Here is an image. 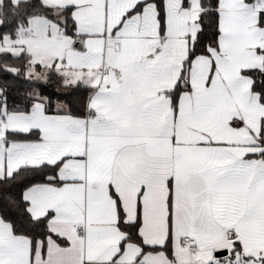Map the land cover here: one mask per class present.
Returning <instances> with one entry per match:
<instances>
[{"label":"snow or ice","instance_id":"1","mask_svg":"<svg viewBox=\"0 0 264 264\" xmlns=\"http://www.w3.org/2000/svg\"><path fill=\"white\" fill-rule=\"evenodd\" d=\"M20 6L23 11L14 9L0 24V34L14 27L56 39L64 47L53 66L71 59L91 65L96 55L88 41L103 44L99 68L79 80L62 78L38 91L27 79L0 87V264H25V242L26 264H127L130 248L131 264H185V254L187 264H264V0H71L57 5L59 12L45 0ZM93 8L103 12L99 31L79 18ZM37 9L51 15L41 17ZM133 26L138 35L154 28V35L140 36L154 43L125 74L126 66L108 63L109 52L113 59L127 54ZM174 39L185 50L178 75L168 65ZM204 62L206 77L199 70ZM26 87L35 94L16 110ZM49 129L83 138L85 155L76 159L86 160L92 146L126 161L166 158L156 241L147 235L154 227L144 201L147 184L140 185L134 210L108 185L115 204L108 227L120 238L99 252L95 245L105 234L73 225V239L53 230L54 209L34 215L33 190L62 191L78 182L61 175L71 156L20 163L52 146ZM254 229L261 242L253 247L247 238Z\"/></svg>","mask_w":264,"mask_h":264},{"label":"crops","instance_id":"2","mask_svg":"<svg viewBox=\"0 0 264 264\" xmlns=\"http://www.w3.org/2000/svg\"><path fill=\"white\" fill-rule=\"evenodd\" d=\"M68 2H71V0H45V3L57 10H60L56 8L57 5H63ZM93 10L96 9L93 8L87 11ZM116 22H118V16L116 17ZM32 23L43 24L45 21L43 19H34ZM20 32L21 34L27 33V31L22 29L18 31V33ZM55 32L56 30L52 27L50 36H55ZM154 33V28L149 26L145 28L143 34L138 35L133 26L127 33L129 39L124 41L127 54L113 59L110 51L108 63H112L118 70H122V65L126 66L127 70L125 74H128V71L133 68L134 62L141 60L147 49L154 43V41L142 39L140 36L154 35ZM182 34L180 27L177 26L174 35L180 36ZM26 41L27 48L24 45L19 47L29 55L31 63L44 68L57 67V72L63 78L64 73L69 69V65L65 63L53 66L52 63L50 64L52 65L51 67L43 64L56 60L57 56L62 52L64 45L58 44L56 39L46 40L42 35H28ZM95 42L92 45L88 42V45L91 51L95 50L99 52L101 49L95 46ZM47 43H51L52 45L46 47ZM97 44L101 45L102 48V41L98 40ZM172 48L173 53L169 58L168 65H175V75H178L180 61L185 57L183 41L174 39L172 41ZM67 63L70 64V61ZM96 68L98 69L99 65ZM199 70L206 77V62L199 65ZM133 74L135 75V73ZM110 77L115 80L116 74L110 73ZM17 123V121L13 120L10 122V126H16ZM49 132L55 138L52 146L39 154L20 161V163L35 162L38 159L46 158H51L55 162L63 156H71L73 159H69L64 163L61 175L64 179L78 182L65 185L62 191L52 188L33 190L30 195L33 197L34 215L37 217L43 216L47 210L54 209L56 218L52 220L53 230L60 231L62 235H71L73 239H75L76 235L75 228L72 227L73 225L83 227L93 233L105 234L107 240L103 242L98 241L95 245L96 251L99 252L108 244L114 246L120 238L115 233L114 228L108 227V225L115 222V204L109 196L108 185L112 184L114 186L116 193L124 201L126 208L134 210L140 185L147 184L148 190L145 192L144 201L146 212L151 216L154 224V227L147 232V235L151 240L156 241L160 236L163 196L166 195V191L163 190V181L168 174V168L165 163L166 158L162 154H154L149 160L132 158L126 161L117 157L115 153L109 154L106 149L92 146L88 150L86 160L76 159L75 157L85 155L83 138L66 137L57 129H49ZM16 166L14 164L12 170ZM37 193H42V195H37ZM61 225L67 227L62 229ZM2 234L3 230L0 229V235ZM260 242V232L255 229L252 230L248 235L247 243L249 246L254 247ZM133 255L134 252L130 248L124 258L127 264H131ZM22 257L26 264V242ZM37 260H39V256H37ZM184 260L185 264H187L188 256L186 254L184 255Z\"/></svg>","mask_w":264,"mask_h":264},{"label":"trees","instance_id":"3","mask_svg":"<svg viewBox=\"0 0 264 264\" xmlns=\"http://www.w3.org/2000/svg\"><path fill=\"white\" fill-rule=\"evenodd\" d=\"M27 3V0L24 1ZM18 5H22V1L20 2H8V0L0 1V21L1 24H7L10 18L13 17V10L16 12H21L24 10L23 6L17 7ZM53 9V8H52ZM57 12L60 10L55 9ZM37 14L41 17L44 15H51L50 12H46L43 9H37ZM20 29L9 27L3 35V37L7 36L11 39H14L17 36V33ZM2 40H0L1 42ZM29 68H34L36 73L41 74L42 67L38 65H32L29 55L26 52H22L19 56H12L8 53H0V87H4L10 83H15L16 81H23L27 79L29 82H32L36 85V91H38L39 87L55 85L60 82L62 79L61 76L57 75L53 70L49 71L46 75L45 79L40 77H35L31 75L28 77L27 71ZM7 74H15V75H7ZM33 74V73H32ZM25 96L22 98L20 105L14 106L16 110H22L24 107L23 101L28 98L29 95H34L35 91L32 87H26L24 89ZM5 191L4 187L0 186V194Z\"/></svg>","mask_w":264,"mask_h":264},{"label":"rangeland","instance_id":"4","mask_svg":"<svg viewBox=\"0 0 264 264\" xmlns=\"http://www.w3.org/2000/svg\"><path fill=\"white\" fill-rule=\"evenodd\" d=\"M11 1H13V0H11ZM17 1H21V0H14L13 2H17ZM79 18H80L81 24L83 26L90 28V30H92V31H99L101 29V25H102V21H103V12H102V10H97V9L93 10V11H87L86 10V11L81 12L79 14ZM0 24H1V21H0ZM52 27L55 29L54 25ZM20 34H21V32L18 33V35L14 39H11L10 37L5 36L3 38V40L0 42V53H8V54H11L12 56H19L23 52L19 46L24 45L27 48L26 43H22L21 41H26L29 33L27 32V33H22L21 35ZM94 41H96L95 46L98 47L99 49H101V45L97 44L98 40H89L88 42L91 43V45H92ZM51 45H52L51 43H47L45 46L49 47ZM93 52L96 55V61L91 65H82L76 59L69 60L70 64L66 63L67 65H69V69H68V71H66L64 73L63 78H69V79H72L73 81H75V80L81 79L82 77H86L88 74H91L92 69L96 68V66L99 65V63H100V52H101V50L99 52L98 51L96 52L94 50ZM53 62L54 61H49L43 65H48V66L52 67V65H50V64H52ZM31 64L33 66L36 65L34 63H31ZM85 67L88 68V73H85L83 71V68H85ZM42 68L43 69L41 71V74H39V75L36 73L34 68H29L27 71L28 77H30L31 75H34L35 77H40L42 79H45L47 73L51 70H53L57 75L60 76V74L56 70L57 67H53V68L42 67ZM70 69H71V71H70Z\"/></svg>","mask_w":264,"mask_h":264}]
</instances>
